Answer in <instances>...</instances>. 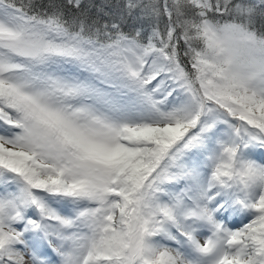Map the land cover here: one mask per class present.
I'll list each match as a JSON object with an SVG mask.
<instances>
[{"label":"snow or ice","instance_id":"6c2138e0","mask_svg":"<svg viewBox=\"0 0 264 264\" xmlns=\"http://www.w3.org/2000/svg\"><path fill=\"white\" fill-rule=\"evenodd\" d=\"M254 149L264 0H0V264H264Z\"/></svg>","mask_w":264,"mask_h":264},{"label":"rangeland","instance_id":"374dc122","mask_svg":"<svg viewBox=\"0 0 264 264\" xmlns=\"http://www.w3.org/2000/svg\"><path fill=\"white\" fill-rule=\"evenodd\" d=\"M220 127H221V129H223V126H220ZM193 151H195V150H193ZM252 158L257 160V162L264 164V149H254L252 152ZM229 218H231L232 221H230ZM224 220H225V223L227 224V226L229 228H233V229L238 228V227L242 226V223L247 222V218L244 214H239V215H235V216L228 215V216L224 217ZM41 250L44 252L45 256L48 259H51L53 261V264H55L56 257H55V254L51 251V249L45 245Z\"/></svg>","mask_w":264,"mask_h":264},{"label":"trees","instance_id":"16d2710c","mask_svg":"<svg viewBox=\"0 0 264 264\" xmlns=\"http://www.w3.org/2000/svg\"><path fill=\"white\" fill-rule=\"evenodd\" d=\"M37 3H46L47 0H36ZM84 2V5L85 6H88L90 4H94L96 6H100L102 4H105V3H111V4H114L115 3V0H83ZM106 10H110V9H106ZM90 15L92 17H96L97 16V12H96V9L95 7H93L90 11ZM101 21H103V19H105L103 16L100 17Z\"/></svg>","mask_w":264,"mask_h":264},{"label":"bare ground","instance_id":"6f19581e","mask_svg":"<svg viewBox=\"0 0 264 264\" xmlns=\"http://www.w3.org/2000/svg\"><path fill=\"white\" fill-rule=\"evenodd\" d=\"M229 219H230V221H232L231 218H229ZM234 221H235V220H234Z\"/></svg>","mask_w":264,"mask_h":264}]
</instances>
